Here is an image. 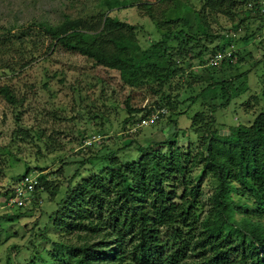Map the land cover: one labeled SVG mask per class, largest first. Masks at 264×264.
<instances>
[{
	"label": "rangeland",
	"instance_id": "374dc122",
	"mask_svg": "<svg viewBox=\"0 0 264 264\" xmlns=\"http://www.w3.org/2000/svg\"><path fill=\"white\" fill-rule=\"evenodd\" d=\"M100 1L0 0V88L6 86L14 98L10 104L0 96V189L25 173L43 176L48 184L40 206L17 211H27L23 214L0 212V264H52L50 241L63 235L48 217L71 176L76 174L71 186L79 185L104 176L106 163L125 167L153 151L159 153L156 159L178 155L184 180L200 177L195 214L202 218L213 206L217 185L212 173H201L207 140L201 141L199 132L202 138L208 129L223 134L235 125L248 126L264 111V17L245 11L249 0H115L128 7L107 15L133 27L123 32L128 43L117 44L126 46L128 56L179 30L202 43L206 36H224L227 41L221 45L233 50L231 62L210 69L204 59L216 42L204 48L192 44L191 59L179 63L181 71L166 79L163 74L147 77L131 87L123 86L117 73L50 46L36 28L38 22L57 25L65 16L90 19ZM115 47L103 44L109 52ZM211 81L218 84L215 96L203 101L198 94ZM159 102L166 105V116L133 130L128 110ZM97 135L95 142L85 144ZM169 138L170 146L160 145ZM183 183H169L173 202H178ZM53 188L57 194L51 197ZM245 219L234 216L237 223Z\"/></svg>",
	"mask_w": 264,
	"mask_h": 264
},
{
	"label": "trees",
	"instance_id": "16d2710c",
	"mask_svg": "<svg viewBox=\"0 0 264 264\" xmlns=\"http://www.w3.org/2000/svg\"><path fill=\"white\" fill-rule=\"evenodd\" d=\"M127 7L125 2L101 0L100 10L90 19L65 16L57 25H35L50 46L76 53L94 67L117 73L121 84L130 87L142 85L138 81L147 77L157 79L163 74L166 79L181 71L179 63L191 59L192 44L204 48L205 43L210 46L216 42L207 50L204 62L225 47L221 45L227 41L224 36H206L202 43V39L179 30L162 35L145 50L136 48L128 56L126 46L118 48L117 44L127 41L123 32L133 27L107 15L113 9ZM106 41L116 45V50L106 51ZM201 55L199 52L196 58ZM0 67H4L1 62ZM217 86L211 81L198 98L212 100ZM0 96L13 103L6 86L0 88ZM159 103L153 106L165 108L164 103ZM128 112L131 122H135L148 110ZM199 135L201 141L207 140L201 173H212L217 185L213 206L202 218L195 214L200 177L184 180L178 155L156 159L159 153L153 151L144 161L125 167L106 163L104 176H93L71 186L76 177L73 174L66 183L56 211L48 217L53 228L63 235L58 241H50L52 264H264V224L249 222L264 223V111L248 126L235 125L223 134L208 129L205 136ZM171 138L160 145L170 146ZM37 180L47 191L44 177ZM176 182L183 183V188L178 202H173L169 183ZM55 194L57 189L53 188L51 197ZM235 215L246 221L237 223ZM154 229L156 235H152Z\"/></svg>",
	"mask_w": 264,
	"mask_h": 264
},
{
	"label": "built area",
	"instance_id": "2783aa9c",
	"mask_svg": "<svg viewBox=\"0 0 264 264\" xmlns=\"http://www.w3.org/2000/svg\"><path fill=\"white\" fill-rule=\"evenodd\" d=\"M245 11L259 17H264V0H249L244 4ZM232 36V35H231ZM233 37V36H232ZM233 50L231 47H223L215 52L206 61L208 68L219 67L223 62H231ZM146 115H142L134 122V129L150 127L158 123L167 114L165 108L151 105L146 108ZM97 136H91L85 142L89 145L95 142ZM38 176L26 173L14 179L6 190H0V212L9 210L21 211L41 205V196L45 193L39 185ZM5 193V194H4Z\"/></svg>",
	"mask_w": 264,
	"mask_h": 264
}]
</instances>
